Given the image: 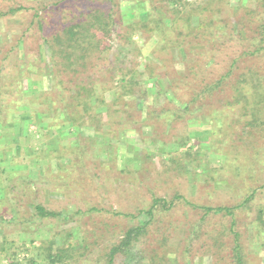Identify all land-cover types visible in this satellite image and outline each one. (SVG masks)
<instances>
[{
	"label": "rangeland",
	"instance_id": "rangeland-1",
	"mask_svg": "<svg viewBox=\"0 0 264 264\" xmlns=\"http://www.w3.org/2000/svg\"><path fill=\"white\" fill-rule=\"evenodd\" d=\"M13 1L32 11L0 20V60L5 49L16 47L8 60L12 68L0 80V117L7 119L0 134L6 146H14L12 150L0 145V264H109V249L130 227L145 221L140 212L154 197L172 200L183 195L199 205L232 206L244 201L248 186L264 184V133L256 128L250 137L244 134L239 107L229 106L232 86L252 69L264 84V57H242L245 61L238 62L240 69L226 84L188 108L171 89L174 80L185 78L198 53L210 50L217 57L208 66L211 82L223 73L222 58L244 52L237 40L239 31L244 37L239 21L244 18V0H181L177 6L167 0ZM245 5L255 7L254 2ZM153 7L158 11L150 22L146 13ZM94 8L110 13L113 21L107 34L102 33V53L88 60L89 69L82 67L84 61L75 66L97 86L101 100L94 102L92 111L97 120L79 128L62 126L53 101L63 104L61 98L70 93H62V86L71 89L76 77L63 60L48 67L44 37L62 33ZM132 8L137 9L135 19ZM186 14L191 27L214 23L211 43L188 33ZM32 17L35 27L23 33ZM156 22L163 27L157 29ZM5 28L19 35L11 37ZM211 45L219 51H211ZM28 63L43 73L29 76ZM184 90L181 83L177 94L182 96ZM103 98L110 118L98 111ZM211 108L210 120L206 116ZM44 119L54 127L45 129ZM24 175L34 178L33 185L20 179ZM182 200L170 213L157 216L132 258L117 256L111 264H231V218L211 215L206 224L201 222L203 212ZM33 203L68 212L70 218L29 222ZM257 204H264V192L251 211H237L235 229L242 234L243 246L246 239L248 251L262 255L264 262L257 229L250 223L257 216ZM11 211L19 220L8 221ZM208 229L215 234L224 229L225 245H214ZM58 249L64 251L62 258L51 263L47 257Z\"/></svg>",
	"mask_w": 264,
	"mask_h": 264
},
{
	"label": "trees",
	"instance_id": "trees-1",
	"mask_svg": "<svg viewBox=\"0 0 264 264\" xmlns=\"http://www.w3.org/2000/svg\"><path fill=\"white\" fill-rule=\"evenodd\" d=\"M33 1V0H32ZM38 1V0H36ZM169 1V4H173L174 6H177V2L181 0H167ZM246 2H254L255 7H249L248 5H245ZM179 4V3H178ZM242 8V7H240ZM136 8H132V16L135 19L137 17ZM28 11H32V9L16 3L13 0H0V20H4L6 16L13 15L16 17H22L24 14H28ZM130 11V10H129ZM158 11L157 8L153 7L151 11L146 13V19L148 18L149 21H154L151 18L155 17V12ZM130 12V13H131ZM244 18L239 19L241 25L244 29V39L241 37L242 34H240V31L237 33L238 35V41H241V45L244 44V52L235 55V56H225L222 58V64L220 66L221 70L223 68L222 75L219 74V78L215 81H209L207 75L209 74L210 67L209 64H211V60L214 58V52L211 54L210 50L206 54H200L198 53L195 58L190 60L191 62V68L188 70V74L185 76L182 82L180 78L174 80L172 83V90L174 92V95L178 97V99L185 104L186 108H188L190 105L194 104L192 102H195L199 99L202 101L207 98V96H210L214 91L218 90L219 87L222 84H226V81L233 71L239 70L240 66L238 65V62L241 61L244 57H252V61L255 59H258V57H264V0H244ZM86 16V21L81 22L80 18ZM188 16V17H187ZM33 17H36L33 15ZM33 17L25 27L23 33L30 32L32 27H35ZM78 18L74 19L78 22L73 23L72 25L65 27L62 31V33L57 32L58 34H55V36H51L50 38L44 37V52L47 53V65L48 67H57L59 63H63L69 71H72L74 76L76 77L75 83H73V86L71 89L66 86H62V93H70L68 97L61 98V101L63 104L57 105L56 101H53V105L57 111V114L59 118H62V126L63 125H69L73 128H79L81 125H85L88 123V121L96 119L97 112L93 115V109H94V102H97L100 99L98 96V90L97 86L95 84L89 83L88 79L86 80L85 77L82 76L81 71H77V68L75 65H79L80 62L84 61L82 63V67H85L89 64V59H91L95 54L102 53L101 49L103 45V39L102 37L105 36L109 30V26L111 22L113 21L112 15L105 11L102 8H94L92 9L88 14H81L78 16ZM189 15L186 14V26L188 28V33L190 35L200 36L201 41L211 43V41L214 39L215 35V26L214 23L210 20L207 24H201L200 26L191 27V24L189 22ZM137 24V20H134L132 23V27H134ZM161 22H156V28L160 29L162 25H160ZM38 26H42L41 20H38L37 23ZM176 24L174 23V26ZM173 26V27H174ZM144 27L146 25L144 24ZM163 27V26H162ZM42 28V27H39ZM194 29H197L198 33L194 32ZM190 31V32H189ZM98 32L104 33L97 35ZM4 33H10L11 37H14L15 35H19L16 33H13L11 30H7L5 28ZM189 35V34H186ZM212 36V37H211ZM22 37V36H21ZM209 37V38H208ZM211 37V38H210ZM20 41V38H19ZM19 41H17L15 44H18ZM176 43V42H174ZM13 44V45H15ZM6 48V46H4ZM3 48V47H2ZM16 47L11 46L10 49H5V54L0 60V80L2 79L3 75L8 71L9 68H12L11 65L9 66L8 60L12 58L13 50H15ZM196 49L199 50V47ZM203 49V48H202ZM211 51H219V47L216 45H211ZM44 54V53H43ZM45 55V54H44ZM229 59V60H227ZM63 60V61H62ZM245 61V60H242ZM228 62V64H227ZM62 64V65H63ZM213 64V63H212ZM223 65V66H222ZM25 65H20V67H24ZM212 66V65H210ZM237 68V69H236ZM27 70H29V76L30 73H38L42 74L43 69H39L36 67L33 63H28ZM89 69L86 66V70ZM257 69V67H256ZM260 69V66H259ZM77 71V72H75ZM75 72V73H74ZM27 73V72H26ZM255 73V74H254ZM258 71L252 69V72L249 76H245L244 78L240 79L235 83V85L232 86L233 93L232 98L233 102L230 103V107H235L236 105L239 107V110L241 112V117H244V134L247 133V135L250 137L253 132H251L252 129H258L259 131H262L264 133V84H261V79L259 78V75L257 76ZM22 73H20V76ZM28 75V74H27ZM26 76V75H25ZM82 76V77H79ZM26 80H33V78H26ZM31 83V82H30ZM61 84L64 83L63 80L60 81ZM183 84L185 86L184 93H182V96L177 94V91L179 90V85ZM174 84L175 89H174ZM178 85V86H177ZM11 86V85H10ZM95 86V87H93ZM2 89V88H0ZM1 93V90H0ZM1 96V94H0ZM104 97V95H103ZM196 103V102H195ZM228 104V103H226ZM239 104V105H238ZM98 105V104H97ZM198 108V107H197ZM205 108L202 104V107ZM210 109V108H209ZM208 109V117L210 120V116H212L213 108L211 110ZM97 111V109H96ZM99 112H106V115L108 118L111 116L109 115V108H108V102L105 98L102 99V106L98 109ZM40 117H42L41 114H39ZM56 118V117H55ZM207 118V119H208ZM208 119V120H209ZM7 119H3L0 117V127H2V123ZM209 120V121H210ZM45 123L44 128L48 129L50 126L54 127V125H48L46 120H42ZM40 128V126H39ZM249 130V132H245ZM1 133V131H0ZM264 136V134H262ZM263 136H261L263 138ZM0 145H3L2 149L8 148L10 146H6L4 142L3 135L0 134ZM16 147V146H15ZM1 148V147H0ZM14 148V146L12 147ZM10 147V149H12ZM14 150V149H12ZM252 170H250L249 174L251 177H256L255 173H251ZM20 179L24 182H26L27 185H33L31 181L34 178H31L29 175L20 176ZM255 181L258 180V178H254ZM12 190V187H11ZM264 192V184L262 186H257V184L250 185L246 189L245 198L244 201L241 204L232 205V206H207V205H199L197 203L191 202L188 200L185 196L176 195L175 198L172 200L167 199L165 197H154L152 200V204L147 209H143L140 213L145 216V221H139V224L130 227L123 235L122 239L118 244L113 245L107 254V258H109V264H111L117 256H123L125 259L132 258V250L136 249V245L141 243V240L144 238H147L148 230L150 226L153 224V222L156 220L157 216L164 215L167 213H170L173 211L179 204V199H183L182 201L190 206L193 210H200L203 212L201 217V222H206V224L209 223V218H211V215H222V216H229L231 218L230 222V234L232 238L231 246H229L230 250V256L228 257L231 261V264H252V260L258 259L260 260L259 264H264L262 261V255L261 257L254 253H250L247 248V240H244V246L242 244V234L235 229V226L237 224V211L243 210L244 211H251L253 205L255 204V201ZM12 193L9 191L6 194ZM5 194V195H6ZM6 195V196H7ZM177 199V200H176ZM15 209V208H14ZM32 213L29 218V222H33L35 219H58V220H69L68 212H57L54 210H48L45 206L40 204H32ZM256 211L257 216L251 220V225L257 229V237L260 239L257 241V243L260 245V249L264 250V204H257L256 205ZM14 214V215H13ZM11 211V217L8 221H17L19 220L18 213L16 211ZM4 216H2L1 219H3ZM5 220V219H3ZM195 231V230H194ZM244 230V234H245ZM209 236L208 239L210 241L214 242V245L224 246L226 242L224 240L228 238V233L226 231L220 230L217 234L214 229H208L206 232ZM215 234V235H214ZM191 235V234H190ZM189 235V236H190ZM192 237V236H190ZM165 238H163V241ZM227 249V246L225 250ZM64 251L62 249H58L57 253L54 255L49 254L47 258L50 259L51 263H54L57 261V259L62 258V253ZM138 253V252H137ZM144 258V257H143ZM146 258V257H145ZM141 259V258H140Z\"/></svg>",
	"mask_w": 264,
	"mask_h": 264
}]
</instances>
